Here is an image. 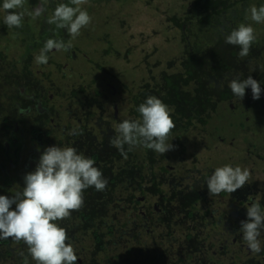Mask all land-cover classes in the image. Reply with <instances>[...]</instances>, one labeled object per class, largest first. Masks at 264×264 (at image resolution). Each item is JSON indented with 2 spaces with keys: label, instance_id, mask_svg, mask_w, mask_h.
Masks as SVG:
<instances>
[{
  "label": "rangeland",
  "instance_id": "obj_1",
  "mask_svg": "<svg viewBox=\"0 0 264 264\" xmlns=\"http://www.w3.org/2000/svg\"><path fill=\"white\" fill-rule=\"evenodd\" d=\"M61 3L74 7L71 0H24L23 7L15 10L24 13L22 26L12 29L4 23L5 10L2 8L3 0H0L1 71L11 67L14 71L19 72L21 62L27 63L32 77L41 81L42 85L48 86L50 92L58 95L52 94L51 98V103L56 109L55 125L58 129H52L54 126L50 124L45 126L46 129L54 130L52 135L57 138H65V132L70 134L81 121H86L88 126L99 132L100 127L97 124L103 119L110 121L113 114L116 121L124 118L130 107V92L134 91L135 86L145 78L148 66L154 67V71L156 69L158 72L160 70L163 72L166 68L167 73L174 72L176 67L172 62L178 60L185 46V43L181 44L179 40V30L170 27L168 30L160 32V27L164 25L161 22H154L153 24H149L147 21L143 22L141 19L151 20L150 15L147 14L146 16L145 13L137 9L134 3H130L128 0L120 2L117 8L113 10L116 16L107 14L104 17L108 36H101L95 31L97 18L93 16L96 15L95 12L104 11L107 5L104 0H87V3L81 6L93 18L75 38L69 34L67 29H58L55 24H51L54 29L49 36L48 30L45 31V25H49L47 23L48 18L52 15L55 7ZM152 3L153 11L155 10L154 5H156L159 12L169 9L171 13L180 12L179 14H181L184 12L182 8H179V0H172L169 6L165 0H154ZM45 4H49L48 8ZM108 4L114 6L116 3L109 0ZM254 4L256 3H253V6ZM39 5H43L45 11L39 17H33L32 10ZM262 5H264V0L263 3H258L255 6L260 7ZM124 11L135 13L142 18H130L127 22L120 21L117 15L124 13ZM248 14H250V8H248ZM159 15L161 14L159 13ZM226 19L231 24L234 18L229 19L226 14ZM246 25L253 27L255 35L264 34V23H256L250 18ZM3 26L7 27L2 29ZM122 29H124L123 32ZM15 33L18 35L15 36ZM60 35L62 39L59 40H63L66 44L70 42L72 47L67 51H49L48 62L38 65L35 57L39 55L42 45L47 39L58 40ZM261 42H263L261 47L259 44L253 48L258 57L254 60L250 59L249 62L244 57L245 65L238 67V71H234L236 77L244 76L247 78L251 76L257 81L256 77L263 76L264 41ZM104 49L106 50L105 54L102 53ZM126 50H130L127 54L128 58L124 57ZM106 52L110 53L107 54ZM146 59L148 63L145 62ZM113 74L115 76L112 77ZM234 74H230V76ZM216 76L218 77L217 72ZM81 87L83 93H78L76 98L72 99L71 91ZM246 98L244 96L242 100L237 99V102L244 103ZM76 99H78L79 104L73 103ZM252 101L253 99L249 96L247 102L249 110H251L250 107L254 106V104L251 106ZM257 104L263 108L264 97H260ZM57 110L60 116H58ZM240 113L241 111H238V119ZM249 116L253 117L251 114ZM247 119L248 117L244 114L241 121L238 120V126L222 128L226 132L224 137L228 141L231 137L235 138L236 142L231 147L226 145L215 147V143L209 140V137L200 128H191L183 135L181 134L177 143H172L173 150L168 151V156L162 158L163 162L167 161L168 169L170 166L174 167L172 170L174 175L179 174L182 179L181 182L186 185L201 183L205 179L207 171L225 165L239 166L250 172L249 180L244 187L230 194L225 192L223 195H217L216 204L220 207V211L214 219L215 221L223 220L221 226H214L209 233L206 229L209 221L208 216H203V213L194 211L193 216L186 217L184 211L176 205L182 206L184 204L179 199L164 204L165 202H162L156 194L151 193L143 204L153 212L163 214L155 218L153 224H150L151 232L149 233L142 227L143 223L138 222L139 218L138 220L135 219L130 213H116L113 208L108 214L111 216L104 221V225L101 222L98 223L101 227L99 230L101 234H104L110 220L113 224L115 223L112 233L103 236V245L100 249L97 247V242L93 240L92 223H78L79 217H72L74 220L72 225L75 230L74 237H72L68 229V223L71 220L67 218L58 221L59 225L67 230L69 237L67 243L73 246L78 257L76 264H248V259H250L248 256L252 252L245 254L247 245L242 238L241 220L239 218L243 214L247 215V208L251 204H257L258 201L264 204V164L252 162L246 156L245 146L255 141L253 128L251 129ZM113 121L111 120L110 123L115 126L117 122ZM15 134L14 139H20L21 133L15 131ZM42 134V131L37 133L35 139H42ZM24 135L27 138L29 133H24ZM211 174L209 172L207 176L209 177ZM18 191L22 190L19 189ZM238 200L243 202L239 204V207ZM204 201L205 199L201 198L198 205H202ZM232 202L237 203L231 204ZM12 208H15V205ZM261 211L264 212V208ZM163 217L164 220L168 219L166 222H174L181 227L173 232L175 235L171 240L165 239V244L162 245L161 243L160 245L157 241H160V237L163 235L161 233L165 226ZM230 218L237 221L236 225L225 222L224 219L230 221ZM184 221L192 226V234H199V237L196 236L195 242L198 251L194 252L196 247L187 257L186 253L193 246L190 245V241L184 235L187 224L183 223ZM159 223L163 228H159ZM147 228L149 229V227ZM215 230L218 232H214ZM234 238H236V242H234ZM16 243L14 241L7 245L0 244V253L7 249H17ZM154 247L157 251L154 250ZM218 247L221 249L218 250ZM17 250L19 253L0 254V264H18L20 259L15 258L22 252V249L18 248ZM180 254L182 255L180 258H186L179 259ZM152 256L156 258L152 260ZM257 260L261 263V258ZM25 261V264H36L29 255Z\"/></svg>",
  "mask_w": 264,
  "mask_h": 264
},
{
  "label": "trees",
  "instance_id": "obj_2",
  "mask_svg": "<svg viewBox=\"0 0 264 264\" xmlns=\"http://www.w3.org/2000/svg\"><path fill=\"white\" fill-rule=\"evenodd\" d=\"M165 1L169 6L172 0ZM188 1L189 0H181V2H179V8H182L184 11L181 14H179L180 12L178 14L176 12L171 13L170 9L159 12L157 11L158 7L156 5H154L156 11H149L138 5V9H141L146 16L147 14L150 15L151 20H146L147 23L153 24L156 21H160L164 25L160 27L161 31L168 30L170 27H179L180 40L182 43L185 42L186 44L178 60L172 62L176 67L174 68V72L167 73V68L163 70V72H161V70L158 72L156 69L154 71V67L148 66L145 78L135 86L134 91L130 92V107L128 114L117 121L113 114V118L110 119V121L114 120L113 122H117L115 126L112 125L110 121L103 119L102 122L97 124L100 127V131L98 132L88 126L86 121H81L78 122V125L75 127L78 131L82 130V134L71 135L65 132V138H57L52 135V132L57 128L54 124L57 116L55 117L56 109L53 107V104L47 103L45 100L43 101V105L47 106L43 114H49L42 120L41 129L28 127L26 115L16 113L18 120L24 125V133H29V136L26 138V135H22L23 139H19L17 142L15 158L12 162L14 166L6 170V172L0 171V195L11 196L19 189L22 190L24 181L23 179L18 181L19 178L16 171L20 170L24 174L34 171L39 156L44 148L54 145L59 146V143L65 141L62 144L63 146L60 145V147H75L79 153L91 158L95 162V166L103 172L108 182L104 191H96L92 187L85 190L83 193V207L78 211H73L68 218L72 221V217H79L78 223H92L93 240L97 242L98 249L102 248L103 236L112 233V229L115 225V223L113 224L110 220L104 234H101L99 232L101 227L98 223L101 222L102 225H104V221L111 216L108 214L113 208V211L116 213H130L135 219L138 220L139 218L138 222L143 223L142 227L144 229L149 227L150 230L148 232H151L150 224H153L155 218L163 215L153 212L143 204L151 193L156 194L162 202H165L164 204L174 199H179L184 204L182 206L176 204L177 207L184 211L186 217L191 215L196 206L195 200L200 194H196L193 198L192 195H188L184 191H181L180 188H176V182H180V175H174V171L165 167L167 161H162V158L168 156V151L160 155L139 144L132 146L130 149L129 146L125 145L127 154L121 155V153L109 143L110 138L117 134L116 126L118 123L124 120L133 121L141 118L136 109L150 95L159 98L167 105L170 117L175 123V128L168 136L167 142L170 144L177 143L181 138V134L183 135L191 128H200L205 132V135L209 137V140L213 141L216 145L225 146L231 143L233 146L236 142L235 138L232 137L228 141L227 138L224 137L226 132L223 131L224 129L222 128L225 126L235 127L234 123L238 119L237 97L231 93L228 85L230 81L236 77L234 71H238V67L245 65V58L239 56L238 53L240 49L238 46L229 45L225 42L226 36L219 32L217 28L215 29L212 27V32H210L211 37L205 34L206 28L208 29L206 25L208 20L204 19V16H210V14L213 13L212 10L214 8L217 9L215 5L218 4V1L193 0L192 5L187 8ZM151 5H153V3ZM47 6H49V4H47ZM158 12L161 15H159ZM182 14H184V18H182ZM244 22L245 21L242 20L239 23L238 20V27L244 24ZM190 36L192 38H190ZM47 55H49V52ZM247 60L249 59H246V61ZM216 72L218 77L216 76ZM230 74L234 75L230 76ZM96 93L98 94V91ZM53 94L58 96L56 93ZM44 97H46V101L48 100L49 102L50 98H48L46 94ZM225 101L232 102L234 107H229ZM57 112L58 116H60L58 110ZM30 114L32 115L31 111ZM36 114L37 113H34L33 115ZM51 118H54V123L50 121ZM48 123L54 126L52 128L54 130L45 128ZM108 126L110 127L108 128ZM40 130L43 133V138L36 140V134L39 133ZM11 139H14V136H12ZM25 141L28 142V144H26ZM52 141H57L59 143H54ZM22 146L25 148L21 151ZM31 154L32 157H30ZM156 169H158V171H156ZM209 172L213 173L214 170L206 172L205 184ZM23 177L24 176H22V178ZM221 193L224 194L225 192ZM240 203L243 202L240 201ZM94 205L98 206L91 207ZM161 210H163V207H161ZM151 215H153L152 218ZM246 217L247 215L243 214L239 219L243 221ZM162 220L165 226L164 229L161 230L163 234L160 237L161 240L157 241L160 245L161 243L164 245L165 239L168 240V237H174L175 233L173 232L181 227L177 223L166 222L168 219L164 220V217ZM160 223L159 228H163ZM183 223L186 224L187 222L184 221ZM73 228L74 226L69 222L68 229L72 237H74L75 234ZM185 228L187 230L189 228L188 225ZM184 233H186L185 237L188 238L190 235L189 230ZM151 234L153 235V232ZM13 242L14 240L11 238L0 239V244L3 245ZM196 247L197 246H193L190 251L186 253V257L190 256V253ZM16 248H21L22 252L15 259H20L18 264H25V258L28 256L26 253V245L21 241L16 243ZM17 249H7L0 254L11 255L13 252L19 253ZM154 250L157 251L155 247ZM196 251H198V247L194 252ZM181 256L180 254L178 258H186H180ZM155 258V256H152L151 259L154 260Z\"/></svg>",
  "mask_w": 264,
  "mask_h": 264
},
{
  "label": "clouds",
  "instance_id": "obj_3",
  "mask_svg": "<svg viewBox=\"0 0 264 264\" xmlns=\"http://www.w3.org/2000/svg\"><path fill=\"white\" fill-rule=\"evenodd\" d=\"M24 0H3L5 10L4 23L9 27L22 26L23 12L15 11L23 7ZM87 0H71L73 6L61 3L55 7L48 18V24H55L58 29H67L75 38L80 30L86 27L91 17L82 9ZM45 8L39 5L32 10L33 17H39ZM250 18L256 23H264V5L252 6ZM256 40L254 29L250 25L241 24L225 37L229 45L238 46L239 56L249 55L251 45ZM71 43L63 40L47 39L39 55L35 57L38 65L48 62L47 53L53 49L67 51ZM231 93L242 100L245 89L251 88L252 98H260V82L251 76L246 79L234 78L229 83ZM136 111L139 120H124L117 124L116 135L110 138V145L121 155H126L125 145L137 144L153 150L160 155L173 150L168 141L170 132L175 128L168 107L155 96H148ZM23 113V109L21 110ZM71 135L82 134V130L73 129ZM250 172L241 167L225 165L218 167L207 178L206 185L209 194L218 195L221 192L233 193L245 186ZM22 191H17L11 197L0 195V239H13L23 242L27 254L36 264H76L78 259L73 246L67 243V230L57 223L71 216L84 204L83 193L92 187L96 191H104L107 179L103 172L95 166V162L79 153L75 147L49 146L44 148L39 156L34 171L23 177ZM15 205L13 209L12 206ZM242 238L248 249L260 253L261 230L264 229V212L259 204L247 208V219L240 222Z\"/></svg>",
  "mask_w": 264,
  "mask_h": 264
},
{
  "label": "flooded vegetation",
  "instance_id": "obj_4",
  "mask_svg": "<svg viewBox=\"0 0 264 264\" xmlns=\"http://www.w3.org/2000/svg\"><path fill=\"white\" fill-rule=\"evenodd\" d=\"M104 1L107 4L104 11L97 12V13L95 12L96 15H93V16L95 18H97V25L95 27V31L98 34H101V36L105 37V36H108L109 33H108V30L106 29L107 24H106V19L104 17L107 16V14H110V16H116V15H114L113 10L117 8V5H119L120 2H124V0H112L114 3H116L114 6H110L108 4L109 0H104ZM153 1L154 0H128V2L134 3L135 6L137 7V9H138V5H139V6L146 8L149 11H153V8L151 7V4ZM192 1L193 0L188 1L187 8H189L192 5V3H193ZM217 1H218V4L215 5V6H217V9L214 8L212 10L213 13H211L210 16H208V15L204 16V19L208 20L206 23V25L208 26V29L206 28V33H205L206 35H208V37H211L210 32H212L211 31L212 27L215 29L217 28V30L219 32H221L223 35L227 36L228 34H230V32L232 30L238 28V20H239V22H241L242 20L245 21L244 25H246L250 19V14L247 15L248 8L251 9V7L253 6V3H256V4L263 3V0H246V1H244V0H217ZM179 2H181V0H179ZM256 4H254V6ZM246 5H248V6H246ZM45 6H46V8H48V6L46 4H45ZM112 7H113V9H112ZM138 10L142 11L141 9H138ZM154 11H156V9ZM226 14H227L229 19L234 18L233 22L231 24H230V22L227 21ZM117 16L120 18V21H123V22H125V21L127 22L130 18H139V19L142 18L140 16L138 17L135 13H129L127 11H124V13L119 14ZM181 16H182V18H184L183 17L184 14H182ZM91 18H93V17L91 16ZM141 20L143 22H146V20H144V19H141ZM156 22H160V21H156ZM6 27L3 26L2 29H5ZM175 28L180 31L179 27H175ZM12 29H16V27H12ZM53 29L54 28L51 24H49L48 26L45 25V31L48 30L49 36H51V34H52L51 31ZM159 30L161 32V29H159ZM121 31L123 32L124 29H122ZM164 31H166V30H164ZM6 32H8V31H6ZM17 35L18 34L15 33V36H17ZM255 36H256V40L251 45L249 55L246 56V59H249V60L250 59L254 60L258 57L256 50L253 48H255L254 46H258L259 44H260L259 47H261V43H263L261 41H264V34H261L259 36L255 35ZM190 38H192V37L190 36ZM57 39L58 40L62 39V36L60 35ZM179 40H180V38H179ZM184 43L181 42V44H184ZM6 47H9V46H6ZM42 47H43V45H42ZM42 47H41V49H42ZM5 49H7V48H5ZM41 49L39 51H41ZM53 50H55V49H53ZM77 50L79 52H81L80 49L77 48ZM105 51L106 50L104 49L102 51V53L105 54L104 53ZM129 51L130 50L125 51V54H124L125 58H128L127 54L129 53ZM106 53L109 54L110 52H106ZM249 60H247V62H249ZM1 61H2V52L0 50V171L6 172V170H8L9 168L14 166L12 164V162L15 158V148H16L17 142L19 141V139L17 140V139H11V138H12V136L17 134V133L15 134V131H19V134L21 133L20 139H23L22 135H24V131H25V130H23L24 125L18 120L16 113L26 115V121H27L28 127H30V128L36 127L37 129H41L42 120H44L45 117L49 114V113L43 114V112L46 110L45 108L47 107V106L43 105V101L45 100V102L51 103V101H52L51 98H52L53 93L50 92L48 86L42 85L41 81H38V79L32 77L30 71L28 70V64L27 63L21 62V65H20L21 68H20L19 72L14 71L11 67L9 69H5L2 72L1 71V69H2ZM145 62L148 63L147 59L145 60ZM263 67H264V63H263ZM113 76H115V75L113 74L112 77ZM234 78H237V77H234ZM240 78L246 79L244 76H241ZM256 78H257V81L260 82V88H261L260 97H264V72H263V76H259ZM78 93H80V94L83 93L82 87L80 89H77V90H72L70 96L73 97L72 99H75L76 98L75 96ZM45 94L47 95L48 98H50L51 101L50 100H49V102H48V100L46 101V97H44ZM245 96L247 98H246L244 103L238 102V111H241V113H243L242 115L246 114V117H248L247 123L250 125L251 129L253 128L252 131L254 132L253 134H254V138H255V141H253L248 146H245V148H246L245 153H246V156L250 159V161L256 162L257 164H264V107L261 108V106H259V104H257L258 99L254 100L252 98V92H251L250 87L245 89ZM249 96H251V98L253 99L251 106H252V104H254V106L250 107V109L255 110L256 112L248 109L249 104L247 102H248ZM236 99H238V98H236ZM228 101H225V103L229 107L233 108L234 104L232 102H228ZM75 103L79 104L78 99H76ZM53 107H55V106H53ZM22 109H23V113L21 112ZM30 111H31L32 115L30 114ZM34 113H37V114L33 115ZM241 113L239 116L240 118L235 121L234 126H238L237 125L238 120L241 121V117H242ZM249 114H251L253 117L249 116ZM50 121L54 123V118H51ZM44 125H45V122H44ZM52 142L59 143L57 141H52ZM63 143H59V146L62 145ZM214 146L216 147V146H221V145L214 144ZM226 146L231 147L232 145H231V143H228ZM24 148L25 147L22 146L21 151ZM165 167L167 168V164H165ZM173 169H174V167L170 166L169 170H173ZM16 173L18 174V178H19L18 181L20 179H23L22 176L25 175L24 173H22L20 170L19 171L17 170ZM181 180L182 179L180 177V182H176V184H177L176 188L177 189L180 188L181 191H184L188 195H192L193 198L195 197L196 194H200V196L198 198H196V200H195L196 206L193 209L190 216H193L194 211L203 213V216H208L209 221H208L206 229L209 233L211 232V230L214 226L215 227H218L219 225L221 226V224L223 223V220L218 219L215 221V219H214V217L217 215L218 211H220L219 210L220 207H218L216 204V201L218 200V199H216L217 195L209 194L207 186L205 184V179H203L201 181V183L190 184V185L184 184L183 182H181ZM18 181H17V183H18ZM220 195H223V194L220 193ZM9 197H11V196H9ZM201 198H204L205 201L202 205H198V202ZM237 202H238V207H239L240 200H238ZM237 202H232L231 204H234ZM257 204H259V206L262 205V206H260L261 209L264 208V204H261L259 201ZM197 206H198V208H197ZM91 207H97V205H94ZM230 219H231L230 221H227V219H224V220L226 223L229 222L232 225H236L237 221L233 220L234 218H230ZM71 224H74V220L71 221ZM187 225L189 228L186 231L189 230L190 235L188 238L186 237V239H188L190 241L191 246H195L196 236L199 237V234L198 233L196 235L192 234V230H191L192 226L189 225L188 223H187ZM145 229L147 231H149V229H147V228H145ZM73 230H74V228H73ZM214 232H218V230H215ZM160 235H162V234H160ZM184 235L186 236V233H184ZM259 239L261 240L262 250L260 253H254L253 254V252H252V254L248 256V258H250V259H248L249 260L248 264H264V229L261 231V235H260ZM168 240H171V237H168ZM233 240H234V242H236V238H234ZM239 247L241 248L242 246L240 245ZM218 248H219L218 250L221 249L220 247H218ZM222 252H224V251H222ZM249 252H250V250L247 247V251L245 254H247ZM26 253H27V250H26ZM259 258H261V263L258 262V260H257Z\"/></svg>",
  "mask_w": 264,
  "mask_h": 264
}]
</instances>
